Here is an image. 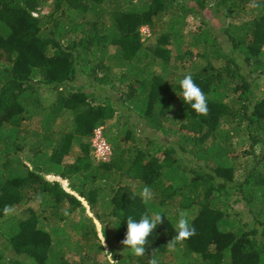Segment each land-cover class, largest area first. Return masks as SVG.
<instances>
[{
  "label": "trees",
  "instance_id": "trees-1",
  "mask_svg": "<svg viewBox=\"0 0 264 264\" xmlns=\"http://www.w3.org/2000/svg\"><path fill=\"white\" fill-rule=\"evenodd\" d=\"M186 74L207 115L177 95ZM262 78L264 0H0V264H264ZM116 119L94 166L95 132ZM121 211L166 216L143 257L118 247ZM182 212L195 235L168 253Z\"/></svg>",
  "mask_w": 264,
  "mask_h": 264
},
{
  "label": "clouds",
  "instance_id": "clouds-1",
  "mask_svg": "<svg viewBox=\"0 0 264 264\" xmlns=\"http://www.w3.org/2000/svg\"><path fill=\"white\" fill-rule=\"evenodd\" d=\"M179 91L176 92L183 103L197 115H207L208 97L203 92L200 85L195 81L191 74H186L179 79ZM103 132V128H99ZM105 138V137H104ZM151 198L150 189L145 187L141 193L142 201L147 204ZM13 211L11 206H5L4 214ZM166 216L163 213L155 212L152 214L145 213L139 219L134 218L123 211L120 212V224L126 222L127 231L125 238L121 241L124 251H127L130 257H143L146 252V246L149 244V238L156 232L158 226L165 222ZM119 224V226H120ZM118 226V227H119ZM195 228L190 223L185 213H180L174 224V239L169 243L170 250H175L177 242L186 240L195 235ZM112 259V257H110ZM149 264H158L156 258L149 260Z\"/></svg>",
  "mask_w": 264,
  "mask_h": 264
},
{
  "label": "rangeland",
  "instance_id": "rangeland-1",
  "mask_svg": "<svg viewBox=\"0 0 264 264\" xmlns=\"http://www.w3.org/2000/svg\"><path fill=\"white\" fill-rule=\"evenodd\" d=\"M48 10V9H47ZM46 10V11H47ZM204 19H206V22H208V23H210V24H213V25H215L214 24V22L216 21V19L214 18V16L212 15V14H207L206 16H204L203 17ZM198 19H200V18H198ZM198 19L197 18H191L190 19V21L188 22V25H187V29H186V33H189V32H193V31H196L199 27H200V22L198 21ZM244 19L242 18L241 20H239V19H234L233 21H232V23H234L235 25H239V24H242L244 21H243ZM246 20H250V17H247L246 18ZM223 23V22H222ZM224 25H225V23H224ZM141 31L143 32L142 33V35L144 34V32H147L148 33V31H149V33L150 34H146V36H148V37H150V36H152V31H151V28H149L148 26H143L142 28H141ZM143 40H146V37H144V35H143ZM152 41H154L155 39L152 37V39H151ZM191 40H192V38L191 37H189L188 38V41H187V43H189V42H191ZM192 51L194 52V54H196L197 53V50L196 49H192ZM177 54V52H176V50L175 49H173V56H175ZM191 58H188L187 60H186V64L188 65V64H190L192 61H194V59L193 60H190ZM159 72H160V70H159ZM174 73L176 74V75H180V73L179 72H176V71H174ZM259 83H260V90L257 92L258 93V95L259 96H261L262 94H264V78H262L261 79V81H259ZM264 96V95H263ZM103 128V136L105 137V135H104V133H108V132H111L112 134H114V135H117V136H120V130L122 131L123 130V123H121V121L120 120H118V119H116V120H114V121H111L109 124H108V126H106L105 128L104 127H102ZM149 131V136L150 137H153L154 139L156 138V139H159V141L160 142H162V143H166V142H168V140L164 137V135H162V133H160V132H154V131H151V130H148ZM137 136V135H136ZM135 138V140H138L139 138L138 137H134ZM105 139V141L107 142V140H106V138H104ZM174 140H176L175 138H174ZM212 139H210V141L208 142L209 144H211L212 143V141H211ZM238 140H236L235 142H237ZM108 143V142H107ZM131 143H133V139L132 140H130L129 141V144L127 145V147H126V151L127 152H130L131 151V148L133 147L132 145L130 146V144ZM109 144V143H108ZM76 152H78V153H81V151H80V148H75L74 149ZM245 150H247V149H245V148H240V149H238V155H241L243 158H245L246 156H245ZM94 148H93V145H92V152H91V154L90 155H92L91 157H92V160H93V164H94V166L95 165H97L98 164V162H101L100 160H98V158H97V156H96V154L94 153ZM111 160V158L108 160H106L105 162H109ZM72 161V159H68L67 160V162H71ZM100 174H102V173H100ZM49 180H51V181H53V180H56V181H59V182H61L62 184H63V186H64V188L68 191V192H71L70 191V188H69V181H67V180H61L60 178H56V179H54V177H49ZM78 199H80L78 196H76ZM81 200H82V202H83V204H84V206L85 207H87V209H88V214L90 215V216H93V213L90 211V206H89V204H88V202H86L85 200H83L82 198H81ZM40 205H41V202L40 201H30V202H27L25 205H16L14 208H13V211L11 212V213H9L10 215H14V216H16V217H23V216H27L28 215V209H30V210H32V209H34V210H39L40 209ZM27 212V214H25ZM74 218H75V220H77V221H79V219H80V213H76L74 216H73ZM105 222V226H107L110 230H111V227H112V224H111V220L110 219H105L104 220ZM96 225H97V228H98V230H99V234H101L102 232H101V230H102V225L100 224V222L99 221H97L96 220ZM118 247L122 250V249H124V247H123V245H122V243H120L119 245H118ZM123 251V250H122ZM168 253H173V251L172 250H170V248H169V251H168ZM109 258L111 257V256H108ZM101 259H105V257H102ZM174 260H176V259H174Z\"/></svg>",
  "mask_w": 264,
  "mask_h": 264
},
{
  "label": "built area",
  "instance_id": "built-area-1",
  "mask_svg": "<svg viewBox=\"0 0 264 264\" xmlns=\"http://www.w3.org/2000/svg\"><path fill=\"white\" fill-rule=\"evenodd\" d=\"M143 33V32H142ZM150 34L149 31L144 32V35ZM92 145L94 148V153L96 154L98 160L105 162L107 159L109 160L112 155L110 145L105 141L103 132L101 129L96 130L95 136L92 139Z\"/></svg>",
  "mask_w": 264,
  "mask_h": 264
},
{
  "label": "water",
  "instance_id": "water-1",
  "mask_svg": "<svg viewBox=\"0 0 264 264\" xmlns=\"http://www.w3.org/2000/svg\"><path fill=\"white\" fill-rule=\"evenodd\" d=\"M62 180V179H61Z\"/></svg>",
  "mask_w": 264,
  "mask_h": 264
}]
</instances>
